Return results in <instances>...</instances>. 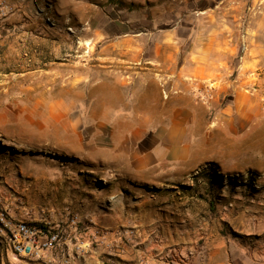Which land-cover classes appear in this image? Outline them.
<instances>
[{
    "label": "rangeland",
    "instance_id": "374dc122",
    "mask_svg": "<svg viewBox=\"0 0 264 264\" xmlns=\"http://www.w3.org/2000/svg\"><path fill=\"white\" fill-rule=\"evenodd\" d=\"M1 1L0 38L5 42L0 45V264H64L65 259L70 264L90 259L102 264L110 260L104 250L114 243L141 251L138 210L165 217V206L175 213L189 201L201 205L192 207L194 213L200 211L196 229L204 222L216 225L225 243H232V259L264 264V80L259 82V71H254L250 89L261 100L251 120L242 115L232 123L220 115L214 118L227 98L205 116L199 111V130L192 131L199 141L193 161L177 167L167 164L143 181L118 177L89 160L97 150L110 151L114 140L126 148L129 138L149 137L151 129L139 130L142 125L147 128L156 120L166 125L165 109L173 103L165 102L169 96L159 87L164 79L157 73L167 66L153 61L175 51L164 55L158 45L177 42L182 55L190 41L191 7L214 8L219 0ZM246 2L245 9L251 5ZM13 12L15 33L29 27L33 35L30 45L17 36L15 49L9 50L7 19ZM110 20L123 23L129 41L136 32L143 33L144 64L135 77L120 76L119 62L103 57L110 52L102 44L118 37L98 35L90 49L81 43ZM109 65H117L111 68L117 82L104 80ZM205 87L199 89L203 96L208 95ZM198 98L200 109L203 101ZM111 210L123 212L124 218L129 214L133 223L105 224L104 214ZM18 221L58 227L63 237L58 253L46 252L33 262L10 255L4 233L8 223ZM175 252L165 256L168 264H188ZM47 254H58V259L46 260Z\"/></svg>",
    "mask_w": 264,
    "mask_h": 264
},
{
    "label": "crops",
    "instance_id": "0c3cea01",
    "mask_svg": "<svg viewBox=\"0 0 264 264\" xmlns=\"http://www.w3.org/2000/svg\"><path fill=\"white\" fill-rule=\"evenodd\" d=\"M98 1L106 3L107 0ZM246 3V0H219L214 8L191 7L189 11L191 24L187 32L190 41L187 47H184L182 55L179 43L164 41L158 45L159 50L164 51V55L171 49H174L175 53L167 52L169 53L167 58L159 57L153 61L161 67L167 66L166 69H159L157 73L164 79L159 83V87L164 90L165 97L169 96L165 102L173 103L165 109L169 114L163 119L167 122L166 125H161V121L158 120L150 122L147 128L142 125L139 130L151 129L148 132L149 137H146L150 139L129 138L126 148L119 140H114L110 151L104 150L100 153L97 150L94 158L89 156L90 161L105 166L106 170L114 172L118 177L144 181L147 180L146 177H153V173L157 174V171L167 164L177 167L183 165L185 161L194 160L192 153L199 148V141L194 138L192 131L199 130L202 120L199 111L205 116L215 111L221 100L227 98L229 102L215 114L214 118H218V115L223 116L227 123L234 122L235 116L238 115H242L243 119L244 116L245 119H252V113L261 100L259 94L254 90L251 92L250 89L254 71H259L258 74L261 76L259 82L264 80V0H250L251 5L248 3L247 9ZM18 5L21 8V4ZM82 11L83 9L79 10ZM89 11L91 12V9ZM75 14L80 17L79 13ZM16 15L17 13H14L7 19L9 20L7 33L8 37H11L7 40L9 50L15 49L17 36L25 45H30L32 40L33 33L29 27H20L21 32L15 33ZM77 19L74 22L79 26V18ZM0 22L3 20L0 19ZM10 26L13 27L12 30ZM141 32H136L134 40L129 41L126 39L129 32L123 23L117 24L116 21L110 20L102 30L93 33L94 37L88 36L84 38L86 41L78 42L88 44L87 48L90 49L97 44L98 35L113 34L118 37L119 41L110 40L102 44L104 49L110 52L105 53L103 57L105 60L119 62L120 76L124 73V77H135L140 73L139 66L144 64ZM242 40L246 46L243 55L240 54ZM4 42L5 39L0 38V45ZM113 51L118 52L112 53ZM112 67L115 68L117 65L107 66L109 70L105 71L104 80L117 82L119 78L116 72L112 73ZM204 84L212 86L205 96L199 93ZM197 98L203 101L200 109L195 101ZM215 124L216 120L212 122V125ZM161 128H166L163 130H168L169 133L171 131L172 135L162 134L164 132ZM193 205L198 204L189 201L184 209L175 210V213L170 211L171 207L167 205L162 211L166 213L165 217L159 216L158 212L138 210L137 215L141 220L136 221V226L144 237L141 241V251L114 243L109 249L104 250L110 258L107 262L122 261L131 264L142 259L144 264H168L165 256L176 251L175 256L179 258V254L182 255L188 264H233V261L239 264L237 260L232 259L235 252L232 246H228L232 243L228 245L225 243V237L219 234L216 225L204 222L199 229L195 228L194 224L200 211L196 210L194 213ZM123 216V212L113 214L111 210L104 214L103 220L105 224L133 223L129 214L125 218ZM200 244L203 247L198 248ZM202 248L203 252H200ZM57 251L59 248L52 252L56 254ZM55 257L58 259V254ZM55 257L47 254L45 258L55 260ZM94 262L95 259L94 261L90 259L84 264ZM107 262L103 260L102 264Z\"/></svg>",
    "mask_w": 264,
    "mask_h": 264
},
{
    "label": "built area",
    "instance_id": "2783aa9c",
    "mask_svg": "<svg viewBox=\"0 0 264 264\" xmlns=\"http://www.w3.org/2000/svg\"><path fill=\"white\" fill-rule=\"evenodd\" d=\"M0 0V7L2 6ZM3 8H0V14ZM240 50L243 53L246 50L244 41H241ZM212 86L207 85L205 93L210 92ZM39 225V224H38ZM7 231L4 233L7 251L14 258H27L29 262L42 259L44 253L56 249L62 243V231L56 228H50L45 225L35 226L33 223L18 221L8 223ZM64 264H70L69 259H65Z\"/></svg>",
    "mask_w": 264,
    "mask_h": 264
},
{
    "label": "trees",
    "instance_id": "16d2710c",
    "mask_svg": "<svg viewBox=\"0 0 264 264\" xmlns=\"http://www.w3.org/2000/svg\"><path fill=\"white\" fill-rule=\"evenodd\" d=\"M108 1L110 2V1H113V0H108ZM35 226L42 227V225H38V224H35Z\"/></svg>",
    "mask_w": 264,
    "mask_h": 264
}]
</instances>
